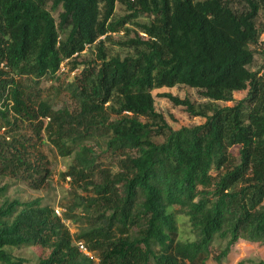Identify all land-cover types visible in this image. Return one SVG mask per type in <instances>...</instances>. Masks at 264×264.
<instances>
[{"label":"trees","instance_id":"1","mask_svg":"<svg viewBox=\"0 0 264 264\" xmlns=\"http://www.w3.org/2000/svg\"><path fill=\"white\" fill-rule=\"evenodd\" d=\"M117 3L127 14L112 20ZM120 31L119 47L132 50L123 58L104 48ZM259 45L264 56V0H0V177L47 184L26 125L85 193L63 218L38 199L0 205V264H28L8 250L21 247L43 250L36 264H95L76 242L97 264H206L240 241L264 245V60L250 69ZM91 46L96 61H78ZM64 63L81 67L65 87L72 112L39 88ZM180 85L206 102L159 97L204 121L174 130L152 92ZM174 207L193 240L178 239ZM78 208L85 228L74 238L64 219Z\"/></svg>","mask_w":264,"mask_h":264},{"label":"rangeland","instance_id":"2","mask_svg":"<svg viewBox=\"0 0 264 264\" xmlns=\"http://www.w3.org/2000/svg\"><path fill=\"white\" fill-rule=\"evenodd\" d=\"M50 7V3L47 8ZM233 9H241L240 4H233ZM52 12L55 19L59 12ZM126 9L121 4L117 3L112 20H116L126 15ZM149 19L146 17H140L137 22L146 23ZM127 28L136 30L132 25H127ZM126 34L123 31L114 33L110 36L109 40L105 41L104 48L110 56H120L123 58L125 55L131 54V49L119 47V42L126 39ZM133 33L130 34L132 36ZM103 39V38H102ZM255 55L253 65L250 67L252 71H256L260 68L264 56L262 55V46L255 47ZM96 49L94 46L88 47L79 57L78 61L90 62L96 61ZM81 71V67L71 72L69 66L65 63L61 65L60 70L57 74L56 79H50L45 77L40 80L39 88L42 91V98L51 102L54 110L61 108H68L71 112L76 109L75 101L71 98L68 91H66V84L74 80L75 74ZM261 74V73H260ZM170 93L177 96L180 99H188L191 103L197 105L206 102L202 98L197 90L189 88L187 86H175L173 88H163L154 90L152 92L154 99V109L160 113L168 122V124L177 130L181 127H192L203 123V119L199 117H192L186 113L183 107L174 106L167 99L159 97V94ZM246 96L245 92H235L233 94V102L222 103L221 105H233L237 101L242 100ZM141 122H146L145 119L139 118ZM1 124V123H0ZM20 134H23L30 138L31 142L34 141L35 146L32 149L37 156H41V162L49 170L47 178V184L39 190L30 189L26 183L22 180L11 179L8 177H0V188L6 187L4 193L0 196V205L6 201L17 200L21 203L32 202L34 200H40L44 206H50L57 214L63 218L67 215V207L73 203L80 204V197H85L80 189L73 187L70 183V179L62 178L67 159L62 158L58 155L56 150L46 140L45 133H42L41 140H38L34 136L32 128L23 125L19 128ZM2 133V130L0 131ZM155 142H160V138H154ZM233 155L238 156V148L231 147L229 149ZM170 211L174 212L175 220L178 227V239L180 241H190L194 239L191 232L188 219L185 215L178 212V207L172 208ZM69 214V213H68ZM73 218L64 219V223L67 226L70 234L75 236L80 232L81 229L85 228V222L83 221L82 211L80 208L74 210L71 213ZM12 255L21 257L27 260L28 264H36L43 250L37 247H21L8 249ZM264 261V245L252 244L246 241H240L233 250L220 262H215L210 258L206 264H258Z\"/></svg>","mask_w":264,"mask_h":264},{"label":"built area","instance_id":"3","mask_svg":"<svg viewBox=\"0 0 264 264\" xmlns=\"http://www.w3.org/2000/svg\"><path fill=\"white\" fill-rule=\"evenodd\" d=\"M56 214H57V212H56ZM75 245L78 248L79 252H81L86 257L92 259L95 264L98 263V259L91 252L88 251L87 247L85 246V244L83 242H76Z\"/></svg>","mask_w":264,"mask_h":264}]
</instances>
